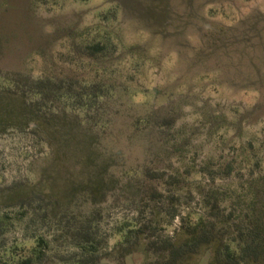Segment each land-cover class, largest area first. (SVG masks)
<instances>
[{
    "label": "rangeland",
    "instance_id": "374dc122",
    "mask_svg": "<svg viewBox=\"0 0 264 264\" xmlns=\"http://www.w3.org/2000/svg\"><path fill=\"white\" fill-rule=\"evenodd\" d=\"M8 96L50 134L0 125V264H75L83 229L153 264L187 214L210 240L178 264H264V0H0Z\"/></svg>",
    "mask_w": 264,
    "mask_h": 264
},
{
    "label": "trees",
    "instance_id": "16d2710c",
    "mask_svg": "<svg viewBox=\"0 0 264 264\" xmlns=\"http://www.w3.org/2000/svg\"><path fill=\"white\" fill-rule=\"evenodd\" d=\"M91 51L97 52L101 51L102 46L98 43L91 45ZM17 94L15 93V96ZM14 96H8V101L5 106V113L0 114V125L1 126H17V125H28L30 121L34 122L37 127H41L40 120L36 117L31 116L32 113L26 114L24 112L21 116H11V113H16L19 109V105L15 104ZM17 114V113H16ZM28 115V116H27ZM42 128V129H41ZM40 128V131L45 132L46 138L49 139V131H46L43 127ZM229 167L227 166L226 169ZM154 178H160L161 175L159 173H154L152 175ZM8 216L6 214L0 215V238L3 236L5 230L7 229V225L9 223ZM181 225H183L185 231L191 233L189 239L185 240L180 245L174 244V242L169 241L168 247L165 249L166 254L163 258L156 260L153 264H178L179 260L185 256L188 252H194L197 247L204 242H208L210 240V236L207 234L201 233L196 235L194 230L198 226V222L194 217L190 215L180 216ZM81 234L84 236V239L76 242V246L80 250L79 257L75 260V264H99L100 255L98 253L97 241L93 240L91 236L87 233L86 230H82ZM264 237V236H263ZM262 245L259 246V242L253 245L247 244V248L251 249V253L254 257H257L259 253H262L264 256V238H261ZM43 244V239L38 238L35 244L33 245H15L13 248H9L10 255L5 258H2L1 264H42L44 252L40 248ZM258 248V250H256ZM131 250L125 248L124 253L127 254ZM230 260V259H229Z\"/></svg>",
    "mask_w": 264,
    "mask_h": 264
}]
</instances>
